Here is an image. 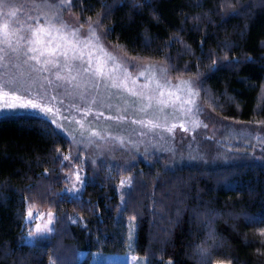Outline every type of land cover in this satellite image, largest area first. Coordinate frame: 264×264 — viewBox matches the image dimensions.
<instances>
[{"label":"trees","instance_id":"trees-1","mask_svg":"<svg viewBox=\"0 0 264 264\" xmlns=\"http://www.w3.org/2000/svg\"><path fill=\"white\" fill-rule=\"evenodd\" d=\"M137 2L72 0L69 9L81 24L99 21L126 56L196 81L201 105L227 128L210 146L213 160L169 166L149 155L92 168L79 158L84 185L69 195L67 137L34 113L1 114L0 264H87L93 251L201 264V244L213 264H264V134L250 143L239 133L264 130V0ZM29 207L55 212L52 234L33 243L24 241Z\"/></svg>","mask_w":264,"mask_h":264},{"label":"rangeland","instance_id":"rangeland-1","mask_svg":"<svg viewBox=\"0 0 264 264\" xmlns=\"http://www.w3.org/2000/svg\"><path fill=\"white\" fill-rule=\"evenodd\" d=\"M11 11H15L17 15L16 17H7L9 22L19 20L21 23L25 21L34 23V18L38 17L40 23H45L52 16V13L55 12L67 23H79L83 26V29L86 30L88 28V23L81 24L78 17L69 9V5H61L60 0H9L7 7L0 6V23L6 18V14ZM92 23L95 26L96 22ZM96 31L104 48L116 57L117 65H125L127 71L132 74V78L136 80L137 88L139 85L146 83L144 77H139V72L141 71H145L146 75L148 74L146 66H154L152 70L158 79H162L166 75L167 79L179 87H183V82L191 79L171 78L167 73H161L160 68L164 67L162 63H146L126 56L106 41L100 25L96 28ZM12 40L13 42L15 41L14 36ZM13 46H15V43H13ZM2 47L5 46L0 43V48ZM0 56H3V53H0ZM133 62H135L136 67L132 66ZM34 67V62L24 63L23 55H19L17 58L16 55L9 53L8 56L0 60V79L13 81L10 87L19 88L21 91L29 90L31 95L26 98H33L37 91L47 89L52 95L57 96V102L49 103L48 106L53 107L55 110L60 107L59 101L62 100L64 106L71 113V122L58 121L64 127V131L60 132L67 137L71 145L68 162V183L63 188V191L69 195H78L84 185L83 166L81 165L82 162L78 160L79 158L90 162L92 168H95L99 162L118 164L126 168L132 163L141 160V158H147L149 155L153 159L160 158L166 161L169 166L189 161L208 163V161L213 160L211 159L213 149L210 146H212L213 141L224 137L223 134L227 131L225 124H221L219 123L220 121L210 117L209 112L201 105L199 97H197V104L201 109L198 119L202 122L199 128L183 132L177 127L173 134L159 131L144 135L143 132L146 129L141 125L133 124L132 121L154 119V111H150L147 114L139 111V105L134 102L135 98L127 93L106 88L102 81L97 83L94 78L87 74L72 73V75L76 76V80L71 85H68L65 82L55 81L51 73L34 71ZM57 84H62L63 87L58 90ZM171 91L175 92L176 89L173 88ZM89 108L92 113H103V115L96 119L93 115L85 118L82 114L77 113V109L82 113ZM13 112L23 113L29 111H3L0 112V115ZM63 114L64 109L61 108L58 115ZM108 117H112V119H108ZM119 117H123V119H117ZM158 122L161 124L165 123L162 117ZM172 122L179 124L181 121H170V123ZM203 125H207V128H204ZM186 126L191 129V125ZM239 130H242L239 132L240 135L246 136L248 140H251L253 136V138L257 139L258 134H264V130L259 131L258 127L240 128ZM82 132L83 135H81ZM92 132H98L103 139L92 136ZM230 138L237 139L236 136H231ZM121 139L123 140L122 144L120 142ZM202 148H205V150L202 151ZM77 173L81 176L82 182L76 180ZM48 212L53 213L55 221V212L49 209L42 211L33 209L32 220L27 219L26 215V221L29 224L28 231L24 236L26 243H33L39 236L52 234L54 222L49 225L52 229L50 232L33 236L29 235V232L35 231L36 224L44 225L46 223ZM37 213L40 215L37 216ZM133 236L134 225L130 224L128 237L130 245L133 241ZM85 255V250H80L78 253L79 259ZM146 261L147 258L145 256L137 255L130 251H93L87 264H146ZM49 264L52 263L50 262ZM223 264L229 263L223 262Z\"/></svg>","mask_w":264,"mask_h":264},{"label":"snow or ice","instance_id":"snow-or-ice-1","mask_svg":"<svg viewBox=\"0 0 264 264\" xmlns=\"http://www.w3.org/2000/svg\"><path fill=\"white\" fill-rule=\"evenodd\" d=\"M8 2L9 0H0V6L7 7ZM71 3L72 0H60L61 5H71ZM132 4L134 7H140L137 0H132ZM16 15L15 11H11L6 14V18L0 23V38H2L0 43L5 46L0 48V53H3L0 60L8 56L9 53L16 55L17 58L19 55H23L25 64L34 62V71L51 73L55 81L71 85L76 80V76L72 73L87 74L94 78L97 83L102 81L106 88L127 93L135 98L134 102L139 105V111L145 114L154 111V119L132 121L133 124L141 125L146 129L143 132L144 135L159 131L173 134L177 127L183 132H189L201 126L202 122L198 119L201 109L196 99L199 96L196 81L191 79L184 81V86L179 87L167 79L166 75L162 79H158L152 70L154 66H146L147 75L145 71L139 72V77H144L146 83L139 85L137 88L136 80L132 78V74L127 71L126 66L123 64L117 65L116 57L109 53L100 42V37L96 31L99 21L95 23V26L92 22H88V28L85 30L79 23L70 24L65 22L55 12L45 23H40L38 17L34 18V23H28L27 21L21 23L19 20L9 22L7 17H16ZM13 36L15 37L14 42L12 40ZM13 43H15V46H13ZM132 66L136 67L135 62ZM160 71L166 74L168 69L161 67ZM12 83L13 81L0 79V112L29 111L41 120L48 122L50 126H54L56 130L64 131L63 124L58 121L71 122V113L64 106L62 100L59 101L60 107L54 110L48 104L57 102V96L52 95L47 89L37 91L33 98H26L31 95V92L10 87ZM61 87H63L62 84H57L58 90ZM173 88L176 89L175 92L171 91ZM61 108L64 109V114L58 115ZM77 113L82 114L85 118L93 115L96 119L103 115V113H92L90 108L82 113L77 109ZM161 117L165 121L163 124L158 122ZM108 119H112V117H108ZM117 119H123V117ZM175 120L181 122L179 124L170 123V121ZM186 125H191V129ZM203 127L207 128V125H203ZM81 135H83V132ZM91 135L103 139L98 132H92ZM120 142L122 144L123 140L121 139ZM68 159L69 157L64 156L61 162L68 161ZM76 180L82 182L79 173L76 174ZM124 183L125 181H121L122 186ZM26 215L27 219H33V209L31 207L27 209ZM36 215L39 216L40 214L37 213ZM47 216L46 223L44 225L36 224L35 231L29 232L30 236L52 230L49 225L53 224L54 215L48 212ZM260 233L264 235V229H260ZM213 237L214 233L210 231L208 239H213ZM197 253L200 256L201 264H213L210 246L206 244L198 245ZM216 264H223V261H216Z\"/></svg>","mask_w":264,"mask_h":264}]
</instances>
